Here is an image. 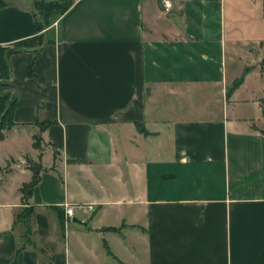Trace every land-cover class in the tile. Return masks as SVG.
<instances>
[{
    "label": "crops",
    "instance_id": "crops-1",
    "mask_svg": "<svg viewBox=\"0 0 264 264\" xmlns=\"http://www.w3.org/2000/svg\"><path fill=\"white\" fill-rule=\"evenodd\" d=\"M173 1L73 0L10 56L0 168L37 135L45 171L27 243L32 173L0 171V264H264V0ZM35 22L0 7V47ZM65 206L94 211L63 227Z\"/></svg>",
    "mask_w": 264,
    "mask_h": 264
},
{
    "label": "trees",
    "instance_id": "trees-1",
    "mask_svg": "<svg viewBox=\"0 0 264 264\" xmlns=\"http://www.w3.org/2000/svg\"><path fill=\"white\" fill-rule=\"evenodd\" d=\"M72 3L73 1L68 6H65V8H60L59 2L45 0L35 2L34 17L36 19L35 24L38 35L31 39L21 41L15 44L13 47H0V88L7 89L4 91H0V140H3L5 138V131L11 130L16 126V123H14L12 119V113L18 105V101L14 93L8 90V88L13 83V74L9 63L10 56L12 54L26 51L32 48L37 49L39 47H42L45 43L43 31L48 26H50V18L52 14L54 12H66V10L71 6ZM3 6H5V3L0 0V7ZM30 72H32V67H30ZM37 124L42 131L46 130L50 126V123L45 122H38ZM137 127L141 133H146L143 127H141L139 124L137 125ZM33 140L34 151L39 152L40 155L38 156V158L39 160H41V154L43 151L41 138L39 136H34ZM30 170L32 172V178L30 182L25 183L19 191L20 196H22L21 201L23 209L18 216V222L24 223V225L26 226V243L29 240L28 236L32 233L30 220L35 213V209L30 205L29 200L34 189L39 184L42 172H44L45 169L43 165L40 164L38 170L33 168ZM0 171L3 170L0 168ZM109 253L111 254L110 251Z\"/></svg>",
    "mask_w": 264,
    "mask_h": 264
},
{
    "label": "rangeland",
    "instance_id": "rangeland-1",
    "mask_svg": "<svg viewBox=\"0 0 264 264\" xmlns=\"http://www.w3.org/2000/svg\"><path fill=\"white\" fill-rule=\"evenodd\" d=\"M3 3L5 4H11L14 6H21L24 9H28V10H35V2H39L42 0H2ZM45 1H52V2H59L60 3V8H65V6H68L73 0H45ZM58 13V12H57ZM60 13V12H59ZM36 137H38L36 135ZM39 154L35 153L34 155H30V156H24L23 159H18L17 161H9L8 165H6L3 170H4V174L6 177L11 176L12 171H14L16 169V164H20L22 165V169L32 173L30 169H37L38 167H40V164H42V161L39 160L38 158ZM42 167V166H41ZM22 196H20L21 198ZM22 203V201H21ZM54 215L58 218L61 226L66 227V225H70L73 222L71 220H69L66 215L65 212L60 209H53ZM3 222V219H1L0 217V224Z\"/></svg>",
    "mask_w": 264,
    "mask_h": 264
},
{
    "label": "built area",
    "instance_id": "built-area-1",
    "mask_svg": "<svg viewBox=\"0 0 264 264\" xmlns=\"http://www.w3.org/2000/svg\"><path fill=\"white\" fill-rule=\"evenodd\" d=\"M162 10L167 13L171 14L174 10V1L173 0H160ZM79 210H86V211H94L93 206H88V207H75V206H65L64 207V212L66 217L72 221L73 218L76 217L77 211Z\"/></svg>",
    "mask_w": 264,
    "mask_h": 264
},
{
    "label": "water",
    "instance_id": "water-1",
    "mask_svg": "<svg viewBox=\"0 0 264 264\" xmlns=\"http://www.w3.org/2000/svg\"><path fill=\"white\" fill-rule=\"evenodd\" d=\"M72 222L77 223L79 225H84V223L76 217L72 219Z\"/></svg>",
    "mask_w": 264,
    "mask_h": 264
}]
</instances>
